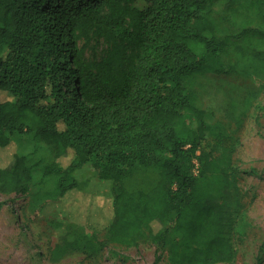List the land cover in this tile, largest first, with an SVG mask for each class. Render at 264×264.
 Masks as SVG:
<instances>
[{
    "label": "trees",
    "instance_id": "obj_1",
    "mask_svg": "<svg viewBox=\"0 0 264 264\" xmlns=\"http://www.w3.org/2000/svg\"><path fill=\"white\" fill-rule=\"evenodd\" d=\"M92 37L106 44L99 61L80 46ZM220 76L264 79V0H0V192L70 209L52 221V262L98 254L101 228L170 264L233 260L246 211L232 151L197 155L222 130L199 102L202 80ZM23 137L51 156L21 155ZM88 164L116 187L85 205L75 173ZM139 165L158 181L129 188Z\"/></svg>",
    "mask_w": 264,
    "mask_h": 264
},
{
    "label": "rangeland",
    "instance_id": "obj_2",
    "mask_svg": "<svg viewBox=\"0 0 264 264\" xmlns=\"http://www.w3.org/2000/svg\"><path fill=\"white\" fill-rule=\"evenodd\" d=\"M80 46L85 47V58L90 61H99L106 48V44L96 37L81 40ZM202 84L199 102L210 113L212 123L222 130L205 137L198 146L197 155L203 151L215 155H220L224 149L232 151L246 211L241 232L233 238L236 250L233 260L217 264H258L259 247L264 242V79L206 77ZM249 90L261 92L247 107L244 98ZM18 151L34 158L51 156L46 147L37 152L29 137H23ZM194 165L197 174L199 164L196 158ZM75 177L80 189L91 195L85 205H89L88 198L101 200L116 187L114 182L101 179L99 169L92 164L79 169ZM158 178L155 169L139 165L127 186L135 189L149 187ZM48 188L49 183L35 185L31 193ZM65 209L70 211L66 207H56L47 215L32 206L30 193L16 197L0 192V264H155L158 254H162L159 264H170L168 251L158 249L150 241H141L137 246L107 243L109 235L103 228L97 229L98 237L108 245L98 254L89 256L73 252L59 262H52L50 253L58 242L52 221L67 216ZM78 216L73 217L78 219ZM86 232L91 234V231ZM261 264H264V255Z\"/></svg>",
    "mask_w": 264,
    "mask_h": 264
}]
</instances>
